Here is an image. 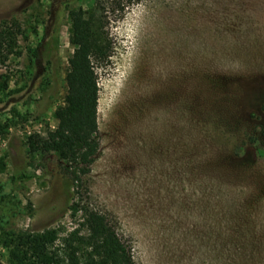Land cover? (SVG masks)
Wrapping results in <instances>:
<instances>
[{"label":"rangeland","instance_id":"obj_1","mask_svg":"<svg viewBox=\"0 0 264 264\" xmlns=\"http://www.w3.org/2000/svg\"><path fill=\"white\" fill-rule=\"evenodd\" d=\"M56 1L0 0V25L23 29L0 66V264H38L17 237L74 227L65 162L27 145L55 129L66 94L68 12L44 41ZM122 2L105 13L90 201L138 264H264V0Z\"/></svg>","mask_w":264,"mask_h":264},{"label":"trees","instance_id":"obj_2","mask_svg":"<svg viewBox=\"0 0 264 264\" xmlns=\"http://www.w3.org/2000/svg\"><path fill=\"white\" fill-rule=\"evenodd\" d=\"M76 1L57 0L58 6L50 7L51 18L44 34L45 41L68 12L72 23L69 40L74 51L65 76L63 104L55 112L57 126L27 139L34 154L43 156L51 152L65 162L73 189L70 212L74 227L70 231L62 228L20 235L16 243L26 261L38 264H138L132 245L119 233L112 215L90 201L84 181L101 150L98 69L109 63L114 53L105 13L111 7L123 10V0H93L88 8H70ZM22 35L23 29L17 20L2 22L0 66L11 56L21 54L18 42ZM34 59L40 68L39 48L34 52ZM4 131L0 125V135Z\"/></svg>","mask_w":264,"mask_h":264}]
</instances>
